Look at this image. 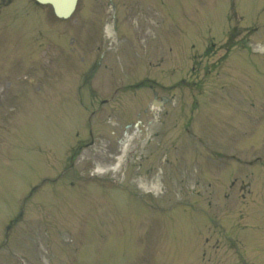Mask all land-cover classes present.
I'll use <instances>...</instances> for the list:
<instances>
[{
	"label": "rangeland",
	"instance_id": "rangeland-1",
	"mask_svg": "<svg viewBox=\"0 0 264 264\" xmlns=\"http://www.w3.org/2000/svg\"><path fill=\"white\" fill-rule=\"evenodd\" d=\"M231 1L241 13L234 12L231 22L238 32L236 38L257 25L255 34H246L250 37L248 41L253 45L264 44V0H112V5L108 0H78L73 15L65 20L54 17L50 6L39 5L34 0H0V247L3 246L0 264H21L20 259L26 264H72L73 247L82 238L89 241L82 253L74 254L77 262L82 254L80 264H90V260L92 264H125L130 256L128 264H169L170 252L165 254V247L157 248L165 243L164 225L159 223L156 227L153 217L141 219L143 202L149 206V201L142 200L147 195L134 191L139 189L132 186L138 183L137 175H133L132 159L135 156L136 164L140 153L150 154L141 170L149 165L155 169L156 165L158 175L164 178L169 169L171 174L175 173L176 165L180 167L182 163L186 167L177 170L188 167L192 173L193 179L186 178L185 171L182 176L170 178L167 186L170 193L162 199L158 188L167 184L166 179L159 182L153 174L145 176L138 170L142 184L145 181L147 186L155 187L156 204L167 207L174 199L171 193L181 192L182 202L192 201L195 210L204 211L212 220L205 221L206 216L200 212L174 208L171 218L182 226L175 235L182 245L177 247L181 253L174 264H191L189 255L194 256V264H264V227L255 224V216L248 219L252 204L245 205L251 198L239 203L238 183L229 189L227 180L220 178L222 175L226 179L231 167L217 169L216 166L215 174L206 172L212 171L209 166L205 170L207 177L217 176L215 182L221 185L216 189L207 183L198 187L193 181L199 179L193 173L202 177L205 158H213L205 152L209 149L227 156L236 155L241 164L260 154L258 161L254 159L260 155L252 160L264 165L261 119L264 118V50L234 47L224 65L217 68H222L219 76L213 75L203 83L205 69L212 68L225 52L228 40L222 44L223 40L218 41L216 36L222 37L231 11L227 2L230 5ZM208 24L213 26L214 35H208ZM245 24L246 27L250 24V28H241ZM106 26L110 38L105 37ZM140 30L147 31L145 38ZM208 36L213 37L206 39L208 45L210 42L213 45L199 54L202 49L196 48H203ZM109 41H112L110 46L99 48ZM229 73L230 83L220 88ZM192 75L197 76V82L187 83ZM145 79L159 82L149 85L150 82L140 81ZM213 85L218 89L214 90ZM149 88L157 90L158 96L171 97L176 105L149 109L152 99ZM114 93L111 104L102 101ZM90 95L96 111L123 106V110H109L102 119L103 135L114 137L122 124L141 114L142 130L129 140L125 152L128 185L121 186V191L108 192L102 188V192L101 175H93L97 166L110 164L109 158L102 162L104 158L100 159V155L117 148L113 146L109 150V138L101 136L97 122L91 126L92 131L97 128L94 143L80 148L75 155L69 153L71 143L78 138L76 132L81 134L82 127L91 131L84 116L87 113L84 108H90L82 104L78 110L80 102ZM191 105H198V112L192 128L187 126L189 131L193 130L189 134L183 128L187 122L182 120L190 117ZM142 108L146 109L145 115ZM166 111L168 115L164 114ZM149 119L169 121L168 125L164 126V121L162 124L166 131L151 126ZM152 140L158 143L157 148L155 143H149ZM177 143L178 152H174L172 148ZM251 168L241 166L234 170L253 172L250 173L253 187L263 193L260 207L255 206V210L264 211V172L254 173L258 166ZM89 174L96 184L91 185L93 181L84 176ZM238 176V181L250 179L246 175ZM43 178L50 181L45 180L26 202L30 188ZM255 190L251 195L256 200ZM229 192L230 199L224 196ZM112 199L117 202L116 208L110 206ZM23 202H26L23 215L16 222ZM235 212L246 215V220L241 221L246 223L242 228L236 226L239 220ZM234 215L236 219L232 221ZM226 217L230 218L229 222ZM92 222H96L97 230L106 238L103 254L93 232L89 228L83 231ZM7 225L11 226L6 242ZM202 225L198 234L196 227ZM252 228L261 240L257 246L253 245L256 249L242 238ZM216 239L219 245L215 247ZM191 241H199L197 257L196 252L191 253ZM138 251L153 256L157 253L159 258L152 263L153 257L149 255L145 260Z\"/></svg>",
	"mask_w": 264,
	"mask_h": 264
},
{
	"label": "water",
	"instance_id": "water-1",
	"mask_svg": "<svg viewBox=\"0 0 264 264\" xmlns=\"http://www.w3.org/2000/svg\"><path fill=\"white\" fill-rule=\"evenodd\" d=\"M40 3H49L53 6L58 17H67L73 10L75 0H37Z\"/></svg>",
	"mask_w": 264,
	"mask_h": 264
},
{
	"label": "bare ground",
	"instance_id": "bare-ground-1",
	"mask_svg": "<svg viewBox=\"0 0 264 264\" xmlns=\"http://www.w3.org/2000/svg\"><path fill=\"white\" fill-rule=\"evenodd\" d=\"M129 140V139H128ZM124 144H125V146H128V143H127V141H124L123 142ZM121 156H119L117 159H119ZM118 167V163L117 164H115L114 166H113V168L112 169H116Z\"/></svg>",
	"mask_w": 264,
	"mask_h": 264
}]
</instances>
